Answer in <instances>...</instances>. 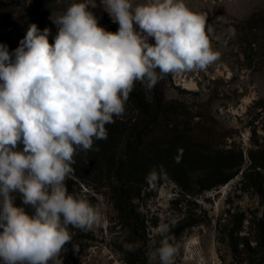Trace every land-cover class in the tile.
<instances>
[{
  "label": "clouds",
  "instance_id": "9594fccd",
  "mask_svg": "<svg viewBox=\"0 0 264 264\" xmlns=\"http://www.w3.org/2000/svg\"><path fill=\"white\" fill-rule=\"evenodd\" d=\"M100 5L116 32L99 25L90 10L97 5L78 2L52 21L55 34L33 23L14 51L0 43V264H63L69 226L86 231L102 221L67 188L77 149L107 139L106 125L123 118L136 82L150 90L166 76L205 71L219 59L214 24L184 0ZM155 179V171L146 177ZM157 231L149 261L175 264L179 249L169 225Z\"/></svg>",
  "mask_w": 264,
  "mask_h": 264
},
{
  "label": "rangeland",
  "instance_id": "374dc122",
  "mask_svg": "<svg viewBox=\"0 0 264 264\" xmlns=\"http://www.w3.org/2000/svg\"><path fill=\"white\" fill-rule=\"evenodd\" d=\"M78 2L97 5L90 10L99 18V25L111 32L118 30L119 25L113 23L103 10L100 0H47L40 9L27 0L22 4V10L30 24L35 23L40 30L48 27L55 34L56 26L52 21L72 3ZM132 2L135 6L145 0ZM184 2L193 12L206 13L209 23L214 24L215 30L210 39L213 49L220 56L207 70L166 76L159 80L160 86L168 101L185 108L186 122L193 116L192 122L206 121L208 126L218 131L219 135L213 142L215 149L233 146L242 149L245 153L244 167L247 168L249 151L264 144V56L247 48L241 41L240 24L255 12L264 10V0ZM217 17H223L226 22H218ZM229 28L235 29L234 36L229 33ZM136 84L147 88L146 84ZM245 138L249 140L248 146L244 144ZM97 141L94 140L92 150L85 152L77 149L74 156L73 165L85 169L83 174L89 176L91 186L84 183L76 185L71 181L73 175L66 180V184L69 192L76 196L82 192V198L87 199L88 195L97 198L94 206L101 213L102 221L91 230L84 231L83 245L78 246V251L73 253L66 245L60 255L63 264H129L125 245H129L130 230L123 224L114 205L110 181L95 177L96 169L102 163L100 158L97 160ZM121 145L122 140L112 139L110 148L115 164L122 150ZM210 155L196 157L188 163L195 176L206 172L214 163ZM150 157L148 151L140 153L135 164L147 165ZM198 178L194 177L187 183L191 193L186 194L168 176L157 175L153 188L141 205L147 229L144 242L137 243L136 248L141 249L144 256L137 259L136 264H158V261H149L148 252L159 246V226L167 224L171 230L184 219L193 225L178 237H173L179 249L175 264H256L261 261L260 257L251 258L248 253L240 252L242 245L238 251L235 250L229 234L241 217L243 226L240 236L251 234L252 220L264 214V197L243 184L242 173L224 185L204 191H200L194 183Z\"/></svg>",
  "mask_w": 264,
  "mask_h": 264
},
{
  "label": "trees",
  "instance_id": "16d2710c",
  "mask_svg": "<svg viewBox=\"0 0 264 264\" xmlns=\"http://www.w3.org/2000/svg\"><path fill=\"white\" fill-rule=\"evenodd\" d=\"M26 1L0 0V43L6 44L10 52L19 46L30 25L22 10V4ZM46 1L30 0L36 9H40ZM240 27L241 41L247 45V48L256 50L264 56V10L255 12L248 20L241 23ZM125 109L123 118H116L114 123L106 125L109 135L107 139L97 141V160L100 158L102 163L97 165L95 177L97 180L106 178L110 181L114 205L123 224L130 230L129 245L135 250H127L129 264H136L135 261L144 256L142 250L136 247H138L137 243H143L146 237L147 225L142 217L141 205L156 182V179L151 184L146 181V177L152 171H155L156 178L157 175L171 178L186 194L191 193L187 183H190L189 181L194 177H199L194 183L199 186L200 191H204L224 185L242 173L243 184L264 197V144L249 151V165L245 168L244 151L236 146L215 149L213 142L219 135L218 131L208 126L206 121L192 122L193 116L190 118L191 121L186 122L185 108L181 104L168 101L159 82L150 90L140 88L135 83ZM191 123L194 125L191 126ZM114 138L122 140V150L116 164L110 148ZM145 151L151 156L148 164L136 165L139 154ZM209 153L214 163L206 172L195 176L189 169L188 163L196 157H203ZM72 167L75 171L71 181L76 185L84 183L86 186H91L88 181L89 176L83 174L85 169L74 165ZM13 195L16 196V203L21 205L19 194ZM82 195L83 193L80 192L78 197ZM87 200L92 205L97 202L94 195H88ZM26 210L31 212L30 208L26 207ZM192 225L184 219L177 227L170 230L169 235L178 237ZM242 226L243 217L235 222V227L229 234L231 244L237 251L242 245L240 252L248 253L251 258L260 257L261 261L256 264H264V214L252 220L250 235L240 236ZM69 231L73 238L67 247L74 253L73 246L78 248L83 245L84 231L71 226ZM252 242H255V245L252 246Z\"/></svg>",
  "mask_w": 264,
  "mask_h": 264
},
{
  "label": "water",
  "instance_id": "95a60500",
  "mask_svg": "<svg viewBox=\"0 0 264 264\" xmlns=\"http://www.w3.org/2000/svg\"><path fill=\"white\" fill-rule=\"evenodd\" d=\"M244 144H245L246 146L249 145V140H248L247 138L244 139Z\"/></svg>",
  "mask_w": 264,
  "mask_h": 264
}]
</instances>
